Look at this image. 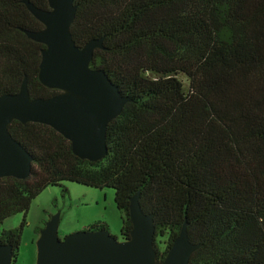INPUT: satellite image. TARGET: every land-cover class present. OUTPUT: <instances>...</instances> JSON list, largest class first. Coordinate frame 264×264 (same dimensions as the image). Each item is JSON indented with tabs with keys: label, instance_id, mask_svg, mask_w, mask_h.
<instances>
[{
	"label": "trees",
	"instance_id": "trees-1",
	"mask_svg": "<svg viewBox=\"0 0 264 264\" xmlns=\"http://www.w3.org/2000/svg\"><path fill=\"white\" fill-rule=\"evenodd\" d=\"M73 2L74 43L103 37L89 66L129 101L107 123V153L95 162L45 124L11 121L32 164L24 179L0 178V223L67 180L113 189L123 239L138 191L157 262L186 222L189 241L200 243L189 264H264V0ZM41 28L20 0H0V95L16 93L24 76L31 97L58 92L38 81L43 45L22 31ZM22 224L0 231L12 264ZM86 229L108 230L101 221Z\"/></svg>",
	"mask_w": 264,
	"mask_h": 264
},
{
	"label": "water",
	"instance_id": "water-1",
	"mask_svg": "<svg viewBox=\"0 0 264 264\" xmlns=\"http://www.w3.org/2000/svg\"><path fill=\"white\" fill-rule=\"evenodd\" d=\"M20 1L42 24L40 30L22 29L27 38L43 45L37 79L58 92L31 97L24 76L16 93L0 95V178L24 179L31 169L32 156L7 130L13 120L45 124L69 141L76 157L99 161L107 153L106 125L129 101L102 69L89 66L94 49H104L103 37L76 46L69 31L76 9L73 0H47V8ZM128 218L127 238L119 240L104 229L77 230L60 238L57 212L38 231L35 264H189L190 255L200 246L189 241L183 222L157 262L152 215L141 210L138 191L128 199ZM11 258V245L0 243V264H12Z\"/></svg>",
	"mask_w": 264,
	"mask_h": 264
},
{
	"label": "rangeland",
	"instance_id": "rangeland-1",
	"mask_svg": "<svg viewBox=\"0 0 264 264\" xmlns=\"http://www.w3.org/2000/svg\"><path fill=\"white\" fill-rule=\"evenodd\" d=\"M179 78L185 82L184 76L179 75ZM57 212V234L60 238L101 221L107 225L111 235L121 239L119 228L123 213L114 205L113 189L94 188L64 180L59 185H48L38 193L31 200L25 216L17 212L0 223L1 231L18 227L23 222L14 264H35L38 231Z\"/></svg>",
	"mask_w": 264,
	"mask_h": 264
},
{
	"label": "clouds",
	"instance_id": "clouds-1",
	"mask_svg": "<svg viewBox=\"0 0 264 264\" xmlns=\"http://www.w3.org/2000/svg\"><path fill=\"white\" fill-rule=\"evenodd\" d=\"M122 239V238H121Z\"/></svg>",
	"mask_w": 264,
	"mask_h": 264
}]
</instances>
